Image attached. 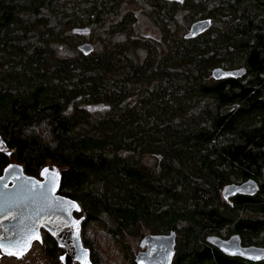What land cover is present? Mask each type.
Here are the masks:
<instances>
[{
  "label": "trees",
  "instance_id": "obj_1",
  "mask_svg": "<svg viewBox=\"0 0 264 264\" xmlns=\"http://www.w3.org/2000/svg\"><path fill=\"white\" fill-rule=\"evenodd\" d=\"M136 1L164 25L162 43L129 37L62 56L53 45H69L74 27L102 23L118 0H0V168L13 161L30 176L46 163L59 169L56 192L78 205L72 215L81 216L89 264L100 259L86 225L120 247L141 226L172 230L171 264H264L203 239L225 230L224 238L264 246V0H216L208 9L204 0ZM65 10L82 18L62 22ZM181 12L186 25L209 18L210 27L171 38L166 25ZM127 20L109 31L125 30ZM217 67L244 73L216 79ZM247 179L254 194L222 197L224 186ZM42 239L56 258L54 239Z\"/></svg>",
  "mask_w": 264,
  "mask_h": 264
},
{
  "label": "water",
  "instance_id": "obj_2",
  "mask_svg": "<svg viewBox=\"0 0 264 264\" xmlns=\"http://www.w3.org/2000/svg\"><path fill=\"white\" fill-rule=\"evenodd\" d=\"M170 1L181 2L182 0ZM210 24L209 18L194 20L189 24L184 37H195L206 31ZM72 32L85 34L88 28L74 27ZM77 49L87 54L92 50V46L88 42H83L77 45ZM243 73L242 67L233 69L217 67L211 71L216 79L236 78ZM42 173L43 170L41 171L42 179L37 180L23 173L22 168L16 163L3 167L0 174V244L18 251L19 249L15 247L18 242L26 239L33 231L41 234L40 231L44 230L54 239L56 245L63 249L60 256L61 264H89L88 250L81 244L79 226L72 215L76 208L71 205H77L76 202L56 192L59 175L55 180H51ZM257 189L256 182L247 179L239 183L227 184L222 188L221 195L224 199L235 194L252 195ZM174 237L175 233L172 230L165 234L143 235L139 240V246L143 250L135 254L134 261L137 264H171L174 254ZM203 239L224 255L236 256L252 262L264 260V246L242 245L237 235L221 238L208 234ZM34 241L36 240L32 243ZM1 255L19 256L8 254L3 248H0Z\"/></svg>",
  "mask_w": 264,
  "mask_h": 264
},
{
  "label": "rangeland",
  "instance_id": "obj_3",
  "mask_svg": "<svg viewBox=\"0 0 264 264\" xmlns=\"http://www.w3.org/2000/svg\"><path fill=\"white\" fill-rule=\"evenodd\" d=\"M215 2L216 0H204L205 8H210ZM64 12L65 13H62V22H65L69 18H82V11H75L71 15H69L68 11L66 10ZM186 14L187 13L185 12L180 13V19L178 20L177 25H166V28L168 27V32L171 34V38L178 37V35H183V33L188 31L187 27L189 26L186 25L184 20ZM123 16L128 19L126 21V29L123 31L110 32L109 27L117 23ZM163 29H165V27L162 22H156L153 20L148 15L144 7L136 0H118L113 15L107 16L102 23L94 26L85 34H72L73 37L71 38L69 45L66 44L59 47L57 44H55L53 45V48L57 54L62 56H73L77 53L76 45L83 42L90 43L92 46V51L97 52L104 48H109L110 46L113 47V45L116 43H124L129 37L137 38L139 40H148L149 42L157 44L159 42L162 43L161 38ZM62 32L70 34L71 27L64 28ZM132 50H134V48ZM135 50L138 55L140 54V56H142L141 54L143 53V49L136 48ZM0 152H7L3 144L0 146ZM141 161L145 163L152 162L146 157H142ZM10 163H13V161ZM2 169L3 167L0 168V173ZM44 169L59 173V169L52 163H46L38 171V174L33 177H35L37 180H41V171ZM75 211H77V208ZM75 217V221L81 220V216L78 217L76 215ZM83 230L85 238H87L93 245L97 257L100 259V264H130L128 257H134L138 251L143 250V248L139 246V240L143 235L149 233V230L146 226H141L138 228V231L133 233L126 232L123 234V245L120 247L119 245L115 244L98 226L86 225ZM40 233L41 240L34 241L31 244L29 250L22 256L1 255L0 264H61L60 256L63 253V249L60 248L61 251L56 255V258L51 259L45 252V243L42 239V234L45 233V231L41 230ZM213 235L217 234L214 233ZM219 235H222L220 236L222 238L227 236L225 230H221L217 236ZM174 238H176V235Z\"/></svg>",
  "mask_w": 264,
  "mask_h": 264
},
{
  "label": "snow or ice",
  "instance_id": "obj_4",
  "mask_svg": "<svg viewBox=\"0 0 264 264\" xmlns=\"http://www.w3.org/2000/svg\"><path fill=\"white\" fill-rule=\"evenodd\" d=\"M42 174L45 175L46 177H49L51 180H55L59 175L55 171L50 173L48 169H44ZM71 207L77 208L78 210V205L72 204ZM76 224L78 226L79 221H76ZM33 240L36 241L41 240V236L38 231H33L29 236H27L26 239H24L21 242H18L15 246L17 249H19L18 251H13L10 247H7L3 244H0V248H3V250L8 254L22 256L24 252H26L28 248L31 246ZM255 258L259 259V257H255Z\"/></svg>",
  "mask_w": 264,
  "mask_h": 264
},
{
  "label": "flooded vegetation",
  "instance_id": "obj_5",
  "mask_svg": "<svg viewBox=\"0 0 264 264\" xmlns=\"http://www.w3.org/2000/svg\"><path fill=\"white\" fill-rule=\"evenodd\" d=\"M1 174V173H0Z\"/></svg>",
  "mask_w": 264,
  "mask_h": 264
}]
</instances>
